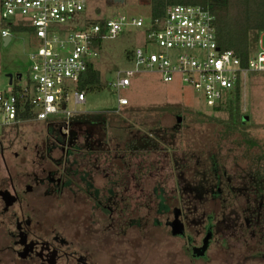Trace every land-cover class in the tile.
<instances>
[{"label":"rangeland","instance_id":"rangeland-1","mask_svg":"<svg viewBox=\"0 0 264 264\" xmlns=\"http://www.w3.org/2000/svg\"><path fill=\"white\" fill-rule=\"evenodd\" d=\"M223 1L210 0L209 7ZM149 4L87 0L82 20L119 14L148 20ZM10 34L6 45L0 36V85L9 73H20L23 83L31 64L28 33L10 29ZM142 39V28L129 25L116 37L102 39L93 58L99 83L86 91L84 103L70 101L72 113L59 119L66 124L3 126L0 114V173H36L44 180L40 184H51L48 175L71 174L64 177L67 185H60L63 194L70 187L85 189L84 181L75 184L81 174L94 185L91 190L119 188L113 215L92 203L97 222L120 216L121 223L130 224L118 235L115 253L111 244L100 251L104 264H264V73L249 72L239 83L238 101L216 109L192 87L164 82L152 71H136L130 85L117 92L111 83L119 70L131 67L127 52ZM255 44L256 39L249 50ZM117 93L128 100L118 111ZM99 115L105 119V136L99 132ZM113 172L125 185L108 184ZM77 193L44 203L55 207L56 220L75 225L87 213ZM122 206L131 211L130 219Z\"/></svg>","mask_w":264,"mask_h":264},{"label":"built area","instance_id":"built-area-1","mask_svg":"<svg viewBox=\"0 0 264 264\" xmlns=\"http://www.w3.org/2000/svg\"><path fill=\"white\" fill-rule=\"evenodd\" d=\"M86 2L0 0L1 38L11 37V26L26 25L31 28L26 32L33 48L25 81L20 83L21 74L14 73L0 85L3 126L49 119L56 122L58 116H70V101L74 105L86 101L87 90L79 87V81L89 64L93 65L100 42L116 37L128 25L142 28L143 39L127 52L131 67L119 70L111 83L117 92L130 85L136 71L146 70L157 73L164 82L178 80L192 87L213 108L233 97L237 84L249 72L264 73V30L243 63L233 50L219 46L215 15L208 7L171 4L164 16L154 21L123 14L83 21ZM126 104L128 100L118 94L116 110Z\"/></svg>","mask_w":264,"mask_h":264},{"label":"flooded vegetation","instance_id":"flooded-vegetation-1","mask_svg":"<svg viewBox=\"0 0 264 264\" xmlns=\"http://www.w3.org/2000/svg\"><path fill=\"white\" fill-rule=\"evenodd\" d=\"M97 120L101 125L100 129L102 128L100 134L107 135L106 125H103L105 119L100 116ZM103 148L105 149L104 146ZM109 148L107 146L106 149ZM69 175L71 174H58L56 177L48 175L45 180L51 184L48 182L40 184L38 181L44 180L37 178L36 173L29 175L0 173V264H104L100 253L104 245L111 244L112 253L118 250V235L125 231V228L128 229L130 224L121 223L120 216L113 217L115 220L108 223L97 222L92 217V208L95 207L92 203L95 201L101 212L107 213L106 216L113 215L116 213L114 205L119 202L117 196L119 188H108L104 191L95 187L91 190L88 187L94 185L85 177L87 174L79 175L81 178L75 184H82L80 181H84L86 186L84 190L76 189L77 200L79 197L83 198L79 205L87 213L84 215L85 219L77 221L75 225L74 222L56 220L55 207L44 203L48 197H62L66 194L70 196L72 191H76L68 187L69 192L63 194L62 187L68 183L64 177ZM109 176L110 186L125 185L121 174L113 172ZM130 182L129 180L128 185ZM52 184L56 185V188L51 189ZM101 194L104 196L103 199ZM64 200L66 197H63V203ZM102 201L110 203L111 206L100 205ZM125 211L130 219L131 211L128 212V209Z\"/></svg>","mask_w":264,"mask_h":264},{"label":"trees","instance_id":"trees-1","mask_svg":"<svg viewBox=\"0 0 264 264\" xmlns=\"http://www.w3.org/2000/svg\"><path fill=\"white\" fill-rule=\"evenodd\" d=\"M175 3L197 4L210 8L211 12L215 15L217 42L219 46L233 50L243 63L250 51V42L256 39L258 32L264 30V0H224L220 7H209L211 5L210 0H150L149 18L152 21L162 18L167 7ZM10 29L15 31L31 30L26 25L11 26ZM99 78V70L92 64H89L87 71L79 81V87L90 90L93 86L98 85ZM239 94L240 88L239 84H237L233 97H230L226 102L238 101ZM219 106L213 108L216 109ZM60 118V116L56 117L54 120L57 119V121L53 123L65 124V119L63 118L60 121ZM239 118L242 122L247 121L245 115H241ZM46 121L50 122L51 119Z\"/></svg>","mask_w":264,"mask_h":264},{"label":"water","instance_id":"water-1","mask_svg":"<svg viewBox=\"0 0 264 264\" xmlns=\"http://www.w3.org/2000/svg\"><path fill=\"white\" fill-rule=\"evenodd\" d=\"M10 39H11L10 36L2 37L3 44H4V45L8 44V42L10 41ZM7 76H8L9 78H11V73L7 74Z\"/></svg>","mask_w":264,"mask_h":264},{"label":"crops","instance_id":"crops-1","mask_svg":"<svg viewBox=\"0 0 264 264\" xmlns=\"http://www.w3.org/2000/svg\"><path fill=\"white\" fill-rule=\"evenodd\" d=\"M29 43H30V38H29ZM104 125H106V123L104 122Z\"/></svg>","mask_w":264,"mask_h":264}]
</instances>
